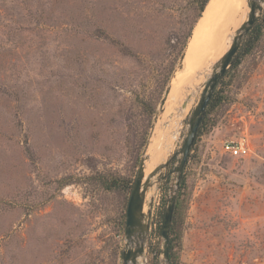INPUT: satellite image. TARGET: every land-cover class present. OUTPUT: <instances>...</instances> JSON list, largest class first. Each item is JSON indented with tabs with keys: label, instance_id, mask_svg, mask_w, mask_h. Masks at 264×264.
Listing matches in <instances>:
<instances>
[{
	"label": "rangeland",
	"instance_id": "374dc122",
	"mask_svg": "<svg viewBox=\"0 0 264 264\" xmlns=\"http://www.w3.org/2000/svg\"><path fill=\"white\" fill-rule=\"evenodd\" d=\"M198 7L197 0H0V264H122L130 193L101 181L135 178L153 133L157 147L176 120L167 157L151 166L171 158L146 191L138 262L165 264L161 213L178 191L180 149L215 55L200 65L194 54L182 70L204 17ZM246 14L247 3L231 36ZM263 18L264 4L253 27ZM250 33L236 52L241 62L232 68L234 55L225 71L227 100L182 169L179 264H264V26L243 56ZM193 86L179 120L170 94ZM241 137L248 153L231 155L225 143Z\"/></svg>",
	"mask_w": 264,
	"mask_h": 264
},
{
	"label": "water",
	"instance_id": "95a60500",
	"mask_svg": "<svg viewBox=\"0 0 264 264\" xmlns=\"http://www.w3.org/2000/svg\"><path fill=\"white\" fill-rule=\"evenodd\" d=\"M246 3L248 6V12L245 20L234 30L230 43L224 53L211 64L209 75L198 84L200 96L190 115L188 129L180 149L179 163L175 168L176 187L206 105L213 93V89L230 66L234 55L241 46L242 40L251 31L256 16L263 7L264 0H246ZM187 104L188 101H184L181 104V109H185ZM146 157L147 155L140 162L127 202L124 225L125 243L122 251V264H138L139 258L144 257L145 255V238L148 231L147 216L144 211L146 191L151 184V180L156 177L162 169L167 167L171 160L170 158L158 163L149 173L145 174L144 160ZM175 199L176 193H173L167 199L161 226V237L163 240L161 253L165 264H169V230Z\"/></svg>",
	"mask_w": 264,
	"mask_h": 264
},
{
	"label": "bare ground",
	"instance_id": "6f19581e",
	"mask_svg": "<svg viewBox=\"0 0 264 264\" xmlns=\"http://www.w3.org/2000/svg\"><path fill=\"white\" fill-rule=\"evenodd\" d=\"M244 6H246V0H209L204 10V17L196 25L187 46V54L182 69L183 72L187 73L188 68L193 65L194 59L192 60V56L194 54H196V61L194 62V64L200 65L204 61L208 60L213 54H215L210 61V69L211 64L216 61L227 49L229 43H227L225 46L224 44L231 38V29L234 26L233 25L231 27V25L239 17V14L244 9ZM245 18L246 16H241L240 21L235 24V27L232 30V34L234 30L240 25V23L245 20ZM198 51H200L199 54H197ZM181 73L177 75V79L174 81V84H176L180 80V77L183 75ZM195 83H197V81ZM176 89L173 88L170 94V99L174 102L172 113L174 114L175 118H178L179 116L180 118L181 116L184 118L186 114V108L181 109V104L184 101H188L190 99L194 90V86L192 88H189L188 90H180L181 92ZM178 101L180 102L179 106H177L178 108H175V105L176 103H178ZM177 123L178 122L175 120L169 126V133L165 135L164 139L161 140L160 144L157 147H153L155 136V134L153 133L151 143L147 151V157L144 160L145 174L150 172H147L146 169H153L151 166L154 164V162L167 157L170 151L169 139L176 137V128L178 125Z\"/></svg>",
	"mask_w": 264,
	"mask_h": 264
},
{
	"label": "trees",
	"instance_id": "16d2710c",
	"mask_svg": "<svg viewBox=\"0 0 264 264\" xmlns=\"http://www.w3.org/2000/svg\"><path fill=\"white\" fill-rule=\"evenodd\" d=\"M197 1L199 2L198 9L200 13L201 11H203L204 7H206L209 1L208 0H197ZM263 26H264V18L260 24H257L256 26H254L253 29L251 30L249 42L247 43V46L243 48L241 55L245 56L251 53L254 45L258 42V40L261 37ZM236 54H235V59L233 60V63L231 65L232 68H236L241 62V58H239V56H237ZM227 76H228L227 73L223 75V77L217 84L218 87L213 92L207 104V107L205 110L206 113L201 121L199 128L196 131V137L193 140L192 146L189 150L186 163H188L191 153L195 148L197 138L201 136L204 133V131L207 129V127L209 126V118H210L211 112L219 108L220 105L225 100H227V97H228L227 90L231 82L230 78H228L227 80L225 79ZM133 182H134V178L126 179V178L118 177V178L107 179V177H104V179L101 181V184L102 186L105 185L106 187L123 188L127 191V193H130ZM177 190L178 191L176 193L172 221H171L170 230H169V250H168V256H169L168 263L169 264H179L178 254H179V249L181 247L183 213L185 209L186 200L188 197V182H187V177L184 174V171L180 175L178 185H177ZM161 218H163V212L161 213ZM161 226H162V223L160 224V231H161Z\"/></svg>",
	"mask_w": 264,
	"mask_h": 264
},
{
	"label": "built area",
	"instance_id": "2783aa9c",
	"mask_svg": "<svg viewBox=\"0 0 264 264\" xmlns=\"http://www.w3.org/2000/svg\"><path fill=\"white\" fill-rule=\"evenodd\" d=\"M225 148L231 155L234 156H244L249 151L248 141L245 137H241L234 142H226Z\"/></svg>",
	"mask_w": 264,
	"mask_h": 264
}]
</instances>
